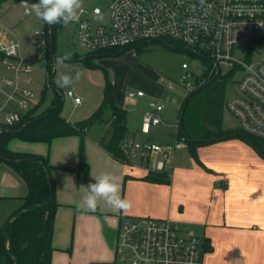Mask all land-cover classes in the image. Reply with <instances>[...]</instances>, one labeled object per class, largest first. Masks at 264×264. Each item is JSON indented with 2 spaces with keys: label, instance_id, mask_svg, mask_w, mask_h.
Segmentation results:
<instances>
[{
  "label": "crops",
  "instance_id": "1",
  "mask_svg": "<svg viewBox=\"0 0 264 264\" xmlns=\"http://www.w3.org/2000/svg\"><path fill=\"white\" fill-rule=\"evenodd\" d=\"M18 44L20 53V42ZM23 58L29 64L27 58ZM9 61L15 62L14 59ZM22 74L25 78L29 76L20 73V83L24 82ZM2 78H15V74L0 60V81ZM57 95L63 103L62 94L54 97ZM143 96L128 98L135 100ZM149 103L136 121L130 120L128 108L124 137L139 135L141 142L172 145L182 137L178 126L172 143H159L150 136L151 128L162 122L164 110L160 114V123L150 126L147 133L141 131L142 118ZM36 107L38 103L32 102L26 114L35 115L42 111H36ZM109 117L110 114L101 118L103 126L96 133L85 132L83 152L89 168L87 179L78 169L79 135L55 137L48 144L17 138L8 142L12 151L42 154L51 165L54 198L58 203L54 215L51 264H115L113 247L118 225L135 216L167 218L203 234L205 252L202 264H264V157L254 147L234 136L194 148L184 142L167 159L152 154L147 161H142L139 155H127L121 160L97 143ZM222 128L239 129L238 125ZM159 162L161 167H158ZM149 171L163 172L168 179H151ZM104 172L118 177L120 195L132 203L129 210H116L104 201H99L96 210L91 212L78 207L86 195L84 187L94 182L93 177ZM26 192L23 179L9 165L1 163L0 202L6 201L7 204L0 207V230L23 206L22 197ZM111 231L114 232L112 238Z\"/></svg>",
  "mask_w": 264,
  "mask_h": 264
},
{
  "label": "built area",
  "instance_id": "2",
  "mask_svg": "<svg viewBox=\"0 0 264 264\" xmlns=\"http://www.w3.org/2000/svg\"><path fill=\"white\" fill-rule=\"evenodd\" d=\"M86 12L93 14L95 25ZM103 20L102 9L93 6L83 11L76 22V41L86 51H119L144 42L161 41L203 58L206 65L195 84L186 80L192 76L188 63L181 64L185 76L179 82L188 92L206 78L218 76L222 66L241 68L243 75L237 82L240 96L226 101L225 107L236 117L240 131L264 139V57L252 64L234 55L240 46L264 38V0H111L108 24ZM257 32L259 36L255 37ZM34 33L45 35V31ZM44 43L45 40L41 42ZM10 59L15 62L11 63ZM0 60L15 74V78L0 81V126L7 127L19 123L32 106L33 93L20 86L18 76L29 74L31 67L20 55L18 42L1 46ZM23 81L29 82V76ZM166 85L172 89L174 83L166 81ZM65 95L75 105L80 103L72 90H67ZM143 95L141 90L128 93L129 98ZM169 100L170 96L166 95L163 100L149 103L142 118L143 133L161 122L160 114ZM184 140L181 137L172 145H161L125 136L120 148L126 156L139 155L142 161L152 154L167 159ZM161 166L159 162L158 167ZM113 250L115 264H202L205 237L167 218L135 216L119 223Z\"/></svg>",
  "mask_w": 264,
  "mask_h": 264
},
{
  "label": "rangeland",
  "instance_id": "3",
  "mask_svg": "<svg viewBox=\"0 0 264 264\" xmlns=\"http://www.w3.org/2000/svg\"><path fill=\"white\" fill-rule=\"evenodd\" d=\"M19 1L0 0V47L12 42H20V54L27 58L31 65L29 82L21 81L20 86L32 91V101L38 103L36 111L49 105L54 96L59 93L64 99L61 107L62 116L72 123L80 122L90 116L99 105L104 86L108 81L112 85L114 102L120 104L126 114L128 108L130 109L131 121L132 119L136 121L138 114L147 107L150 101L159 100L169 95L171 99L162 113V122L151 128L150 136L159 143L174 142L177 136L179 105L188 93L187 89L179 82V79L183 75L185 76L181 64L188 63L192 76L186 77V80L195 84L200 81L203 68L206 65L203 58L194 56L181 48H171L161 41L144 42L117 55L95 56L92 58V62L96 65L94 67H87L82 60L71 59L67 62L69 67L66 71L72 72L73 75L79 71L81 77L67 88H58L54 83L57 75L55 64L51 82L47 78L45 57L48 55L49 48L46 42L41 44L45 40V36L44 34L37 36L34 33L35 31L43 33L45 23L34 13L24 15L23 6L19 4ZM36 2L28 0L29 4ZM110 3L111 0H83L79 17L83 11L98 6L104 12L103 23L108 24ZM85 15L92 24L97 23L91 12H86ZM258 36L257 32L255 37ZM54 51L58 55L68 53L71 56L78 55L77 57H82L89 52L76 41V22L68 26L60 25L54 38ZM234 55L247 63L255 64L261 61L264 57V38L240 46L235 50ZM242 75L243 70L239 67L233 69L222 66L220 69L219 77L223 82L222 126L225 128H234L237 125L236 117L226 109L225 102L240 96L237 82ZM21 76L25 78V75ZM166 81L174 83L172 89L167 87ZM67 90H72L74 95L80 98L78 105H75L72 99L65 95ZM138 90L143 91L145 96L135 100L128 98L129 92ZM109 114L110 106L107 105L103 108L101 116L106 118ZM102 126V122H96L88 129V133H96ZM136 138L141 140L139 135ZM19 151L24 150L20 149ZM1 204L6 205L7 202H0V207ZM113 235L114 232L111 231V238Z\"/></svg>",
  "mask_w": 264,
  "mask_h": 264
},
{
  "label": "trees",
  "instance_id": "4",
  "mask_svg": "<svg viewBox=\"0 0 264 264\" xmlns=\"http://www.w3.org/2000/svg\"><path fill=\"white\" fill-rule=\"evenodd\" d=\"M61 24L48 25L45 23V40L49 48L45 64L48 72L47 78L50 82L54 72V57L60 56L54 51V38ZM128 49L88 52L82 57L71 56V59L82 60L87 67H94L96 65L92 62L93 57L117 55ZM222 86L223 82L219 75L215 78L210 76L186 94L184 110L178 122L179 135L184 137V142L192 148L237 136L249 143L264 157V139L246 134L239 129L224 130L222 128ZM107 105L110 106V117L97 143L113 157L124 160L126 155L120 148V142L127 131L126 111L115 104L112 85L108 81L104 86L99 105L90 116L80 122L72 123L61 115L62 98L57 95L38 114H26L19 123L0 128V164L9 165L23 179L27 187V192L22 197L23 206L11 215L0 230V264H51L54 250L52 246L54 215L58 206L54 198L55 188L50 175L51 165L47 157L14 152L9 149L8 142L12 138H17L23 141L49 143L55 137L79 135L78 169L87 179L89 168L84 159V135L94 123L102 122V110ZM148 177L156 180L163 179V177L168 179V175L157 171H149ZM19 211L21 212L16 215ZM3 228L6 237L2 232Z\"/></svg>",
  "mask_w": 264,
  "mask_h": 264
},
{
  "label": "clouds",
  "instance_id": "5",
  "mask_svg": "<svg viewBox=\"0 0 264 264\" xmlns=\"http://www.w3.org/2000/svg\"><path fill=\"white\" fill-rule=\"evenodd\" d=\"M82 4L83 0H37L36 3L31 4L28 3V0H21L26 14L34 13L37 18L48 25L62 23L64 26H68L78 22ZM70 60L71 55L68 53L54 57L57 70L54 83L58 88H67L81 77L79 71H76L74 75L72 72L66 71L69 67L67 62ZM93 178L94 182L84 187L86 195L83 197L81 205H78L82 211H95L99 201H104L119 211H127L132 207L131 201L120 195L117 176L104 172Z\"/></svg>",
  "mask_w": 264,
  "mask_h": 264
},
{
  "label": "water",
  "instance_id": "6",
  "mask_svg": "<svg viewBox=\"0 0 264 264\" xmlns=\"http://www.w3.org/2000/svg\"><path fill=\"white\" fill-rule=\"evenodd\" d=\"M122 50H124V49H121V50H119V51H122ZM215 77H216V75L213 76V78H215ZM185 100H186V99H185ZM185 100H184V103H183L182 108H181V114H182V112H183V110H184V105H185V102H186ZM181 114H180V119H181ZM20 212H21V211H19L16 215H18ZM2 232H3L4 236L6 237V232H5V229H4V228H3Z\"/></svg>",
  "mask_w": 264,
  "mask_h": 264
}]
</instances>
